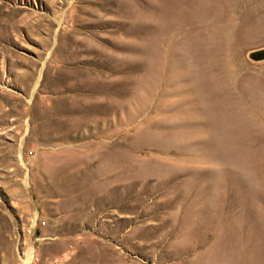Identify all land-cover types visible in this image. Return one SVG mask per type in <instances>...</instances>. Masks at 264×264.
I'll return each instance as SVG.
<instances>
[{"label": "rangeland", "instance_id": "1", "mask_svg": "<svg viewBox=\"0 0 264 264\" xmlns=\"http://www.w3.org/2000/svg\"><path fill=\"white\" fill-rule=\"evenodd\" d=\"M0 264H264V0H0Z\"/></svg>", "mask_w": 264, "mask_h": 264}, {"label": "bare ground", "instance_id": "2", "mask_svg": "<svg viewBox=\"0 0 264 264\" xmlns=\"http://www.w3.org/2000/svg\"><path fill=\"white\" fill-rule=\"evenodd\" d=\"M37 83V82H36ZM36 83H35V87H36ZM31 258V256L29 257V259Z\"/></svg>", "mask_w": 264, "mask_h": 264}]
</instances>
